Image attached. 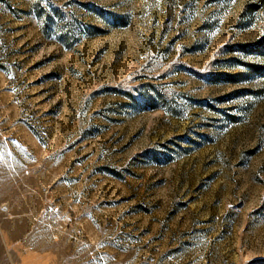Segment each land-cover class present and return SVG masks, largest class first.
<instances>
[{"label": "rangeland", "instance_id": "374dc122", "mask_svg": "<svg viewBox=\"0 0 264 264\" xmlns=\"http://www.w3.org/2000/svg\"><path fill=\"white\" fill-rule=\"evenodd\" d=\"M0 264H264V0H0Z\"/></svg>", "mask_w": 264, "mask_h": 264}]
</instances>
